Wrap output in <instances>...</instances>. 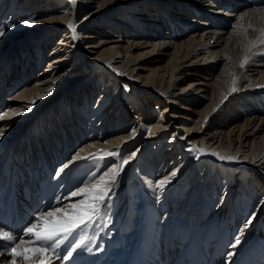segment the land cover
I'll return each mask as SVG.
<instances>
[{"label":"bare ground","instance_id":"6f19581e","mask_svg":"<svg viewBox=\"0 0 264 264\" xmlns=\"http://www.w3.org/2000/svg\"><path fill=\"white\" fill-rule=\"evenodd\" d=\"M0 28V228L127 157L47 264H264V0H0Z\"/></svg>","mask_w":264,"mask_h":264},{"label":"snow or ice","instance_id":"6c2138e0","mask_svg":"<svg viewBox=\"0 0 264 264\" xmlns=\"http://www.w3.org/2000/svg\"><path fill=\"white\" fill-rule=\"evenodd\" d=\"M72 4H75V0H71ZM23 24L31 25L34 23L33 20L21 21ZM15 25H10L14 27ZM69 27L72 24L69 23ZM264 31V30H262ZM4 35V29L0 28V36ZM260 44H264V40L260 41ZM255 47V45H252ZM250 60V55L245 56L244 61ZM244 66V63L241 64ZM236 91L235 88L232 89ZM34 103V101H33ZM18 114V113H17ZM193 150L199 151L198 148L194 147ZM94 154H90V157ZM109 156H116L118 153L108 152ZM134 155V154H133ZM212 155H216L221 160L225 159H236V157L220 156L219 153L213 152ZM129 158L125 157L120 160V167L115 171L110 168L108 171L103 172L98 177L93 175L91 179L85 182L84 186L77 188L69 194L71 197H79L80 199L75 202L68 203L63 207H55L48 210L38 211L34 217L28 222V225L21 231L25 236L30 239H24L23 237H17L10 231L0 228V243H3L5 251L10 254L13 258L20 256L23 260L28 261L33 258H39V264H47V261L51 257L55 256L60 258V254L57 251L61 243L71 236L77 229L81 228L86 223L90 222L99 214L100 207L108 199L112 185L115 181V177L119 174V171L123 170V166L128 163ZM255 162V161H253ZM68 165L65 164L59 169L57 175L64 171ZM112 173L110 179H105ZM175 175V172L172 173ZM168 183V180L162 179L158 182V187H163ZM88 184H92L93 187H87ZM152 187V185H150ZM59 199V198H58ZM251 223V219L246 221L244 227L246 228ZM243 232V229H241ZM241 242L240 237L235 238V244L231 245L235 247ZM79 245H77L78 247ZM20 249V251H17ZM74 248L69 249L63 259L67 260L72 256ZM234 253L228 252L227 257L230 258Z\"/></svg>","mask_w":264,"mask_h":264},{"label":"rangeland","instance_id":"374dc122","mask_svg":"<svg viewBox=\"0 0 264 264\" xmlns=\"http://www.w3.org/2000/svg\"><path fill=\"white\" fill-rule=\"evenodd\" d=\"M39 72V70L37 69L36 71H35V74H36V72ZM12 91V90H11ZM11 91H9L7 94H9V93H11ZM100 93V90H97V94H95V99H94V101L96 100V98H97V96H98V94ZM126 93H129V90H126ZM222 195H226V191H225V189L224 190H222ZM264 196V191L262 192V196L261 197H263ZM262 199V198H261ZM261 201V200H260ZM261 203H262V201L261 202H259V205H261ZM260 208H262V206H260ZM3 250V252H4V254H7L5 257H2L1 255H0V264H22V261H20V262H18V260L17 259H13V257L10 255V254H8L6 251H5V249H2ZM25 264V263H24Z\"/></svg>","mask_w":264,"mask_h":264}]
</instances>
